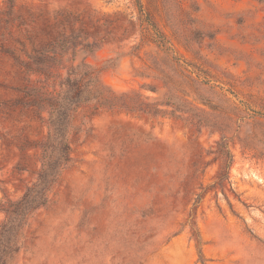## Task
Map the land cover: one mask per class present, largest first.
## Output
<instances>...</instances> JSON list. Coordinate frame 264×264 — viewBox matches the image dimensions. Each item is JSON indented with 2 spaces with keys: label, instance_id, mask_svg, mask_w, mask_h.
<instances>
[{
  "label": "rangeland",
  "instance_id": "obj_1",
  "mask_svg": "<svg viewBox=\"0 0 264 264\" xmlns=\"http://www.w3.org/2000/svg\"><path fill=\"white\" fill-rule=\"evenodd\" d=\"M86 71L6 264H264V0H0V225Z\"/></svg>",
  "mask_w": 264,
  "mask_h": 264
},
{
  "label": "trees",
  "instance_id": "obj_2",
  "mask_svg": "<svg viewBox=\"0 0 264 264\" xmlns=\"http://www.w3.org/2000/svg\"><path fill=\"white\" fill-rule=\"evenodd\" d=\"M148 23L153 27L160 40L166 41L152 21L148 19ZM32 64H36V62L33 61ZM28 67H31L30 62ZM92 73L86 71L78 75H67L61 84L59 94L47 100L50 110L48 135L46 142L42 145L40 172L36 181L27 187L22 196L12 202L6 210L5 220L0 225V264H6L7 258L15 250L12 240L9 238L10 233L19 226L30 210L44 203V187L54 181L58 167L69 159L68 135L73 126V113L82 104L98 100L101 95V92L97 90L98 81Z\"/></svg>",
  "mask_w": 264,
  "mask_h": 264
}]
</instances>
